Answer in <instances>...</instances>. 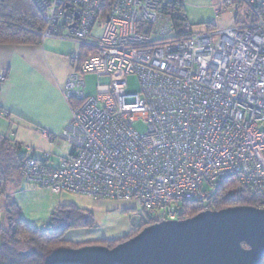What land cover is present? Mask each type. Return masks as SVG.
<instances>
[{
  "label": "built area",
  "instance_id": "built-area-1",
  "mask_svg": "<svg viewBox=\"0 0 264 264\" xmlns=\"http://www.w3.org/2000/svg\"><path fill=\"white\" fill-rule=\"evenodd\" d=\"M33 2L41 39L97 54L68 55L79 62L63 89L71 118L58 136L70 153L56 165L28 157L25 181L131 203L133 224L145 213L180 219L184 200L210 209L213 186L226 176L264 193V0H223L215 13L232 14L233 24L205 32L193 31L185 0ZM86 73L100 80L96 95L83 91ZM126 75L141 92L127 91ZM140 117L142 133L132 126Z\"/></svg>",
  "mask_w": 264,
  "mask_h": 264
},
{
  "label": "trees",
  "instance_id": "trees-1",
  "mask_svg": "<svg viewBox=\"0 0 264 264\" xmlns=\"http://www.w3.org/2000/svg\"><path fill=\"white\" fill-rule=\"evenodd\" d=\"M173 25L176 30L181 26L177 21H173ZM205 25L207 30L215 28L208 23ZM44 26L33 0H0V44H36L41 40L40 33ZM181 33L182 31L179 32ZM81 48L80 59L97 54L94 49ZM29 153L32 152L23 149L10 135H0V209L3 208L4 211V219H0V264H43L48 253L62 246L76 248L98 244L111 248L158 221L145 213L137 223H132L121 238L70 242L64 238L65 233L72 228L91 227L93 215L88 210L68 204L55 208L46 228H36L19 216L21 211L17 202L9 201L6 196L7 183L12 177L18 175L24 180L20 168L25 159L33 157ZM211 196L208 202L210 209L218 210L235 205L264 207V193L254 195L247 192L232 176L217 181ZM202 210L203 206L192 200H184L179 204L180 218L191 217ZM260 264H264V257Z\"/></svg>",
  "mask_w": 264,
  "mask_h": 264
},
{
  "label": "water",
  "instance_id": "water-1",
  "mask_svg": "<svg viewBox=\"0 0 264 264\" xmlns=\"http://www.w3.org/2000/svg\"><path fill=\"white\" fill-rule=\"evenodd\" d=\"M264 257V208L207 209L161 220L109 248L62 246L43 264H260Z\"/></svg>",
  "mask_w": 264,
  "mask_h": 264
},
{
  "label": "crops",
  "instance_id": "crops-1",
  "mask_svg": "<svg viewBox=\"0 0 264 264\" xmlns=\"http://www.w3.org/2000/svg\"><path fill=\"white\" fill-rule=\"evenodd\" d=\"M222 1L190 0L196 8V11H190V15L195 12L198 15L201 8H216ZM216 22L217 25L208 24L227 27L234 20L232 14L223 13L216 14ZM76 67L77 63L72 62L71 69L68 67L61 72L52 69L50 38L32 45L0 44V75L6 76L0 83V135H10L23 149L31 148L33 151L29 154L48 165H56L58 157L69 154V144L63 141V144H57L56 139L71 118L63 89L70 72ZM15 177L19 178L18 175ZM31 187L42 189L35 184ZM127 231L118 237L98 239L121 238Z\"/></svg>",
  "mask_w": 264,
  "mask_h": 264
},
{
  "label": "rangeland",
  "instance_id": "rangeland-1",
  "mask_svg": "<svg viewBox=\"0 0 264 264\" xmlns=\"http://www.w3.org/2000/svg\"><path fill=\"white\" fill-rule=\"evenodd\" d=\"M243 9V7H240L238 11L242 12ZM184 10L187 20L193 24L192 29L195 32H205L207 29L205 24L208 22L217 25L214 7L201 8L198 9L199 11L197 10L198 15L196 12L190 15V11H196V8L190 4V0H185ZM155 38H159V35H156ZM81 50V46L74 41L50 38V66L56 72H61L68 67L71 69L72 62L68 59V55L71 53L79 54ZM78 62L75 63L78 64ZM126 79L128 92H141L139 81L135 75H126ZM83 80L85 81V87L83 88L85 95H96L97 86L100 82L99 78L94 73H86L83 75ZM132 126L140 133L147 129V125L141 117L137 118ZM56 143L63 144L60 138L56 139ZM15 180H17L16 183ZM32 184L34 183L14 176L7 183L6 196L9 201L21 204H18L19 211H21L19 216L38 229L47 227L56 207L68 204H74L80 209L88 210L93 215V225L91 227L72 228L65 233L64 238L70 242H82L85 239L89 241L103 237L114 238L131 228L130 215L134 212L131 203L118 201V203H115L114 200L99 199L70 192L52 193L48 190L41 191L42 189L31 187ZM3 212V208L0 209L1 220L4 219ZM136 221L138 222L139 218Z\"/></svg>",
  "mask_w": 264,
  "mask_h": 264
}]
</instances>
